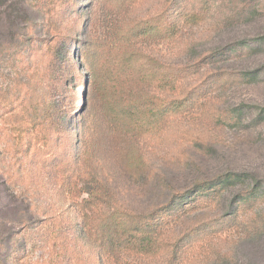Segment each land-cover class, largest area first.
<instances>
[{"label":"rangeland","instance_id":"rangeland-1","mask_svg":"<svg viewBox=\"0 0 264 264\" xmlns=\"http://www.w3.org/2000/svg\"><path fill=\"white\" fill-rule=\"evenodd\" d=\"M0 264H264V0H0Z\"/></svg>","mask_w":264,"mask_h":264},{"label":"trees","instance_id":"trees-1","mask_svg":"<svg viewBox=\"0 0 264 264\" xmlns=\"http://www.w3.org/2000/svg\"><path fill=\"white\" fill-rule=\"evenodd\" d=\"M67 52H66V55L65 56H67ZM64 56V57H65ZM64 57H63V59L60 61V63H58L56 66H61V64H62V62L64 61ZM56 82H57V78H56ZM44 106H46V104H44V105H37V107L40 109V108H42V107H44ZM49 116V115H48ZM48 116H45V115H43V116H36V119L37 120H39V121H44V122H46V121H48L49 119H48ZM229 174H227V177H230V176H228ZM232 175H234V176H236L238 179H240V177L241 176H247V173H243V172H241V173H239V172H235V174H232ZM148 224H145V228H148V226H147ZM153 225V224H152ZM154 226V225H153ZM129 241V240H128ZM140 243V244H139ZM138 243V249H144L145 247H142V246H147V248L150 246V243H151V241L150 240H147V239H145V240H143V241H140Z\"/></svg>","mask_w":264,"mask_h":264}]
</instances>
